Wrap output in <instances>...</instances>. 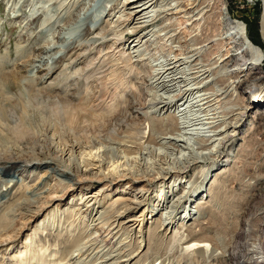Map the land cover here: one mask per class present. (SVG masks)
I'll return each instance as SVG.
<instances>
[{
	"label": "bare ground",
	"instance_id": "obj_1",
	"mask_svg": "<svg viewBox=\"0 0 264 264\" xmlns=\"http://www.w3.org/2000/svg\"><path fill=\"white\" fill-rule=\"evenodd\" d=\"M262 3L263 46L224 0H118L83 40L52 55L56 65L36 66L32 83L21 81L23 67L0 69V197L24 183V173L42 171L0 215V264H149L156 240L185 243L180 250L202 256L209 245L195 239L202 209L215 201L214 214L219 188L244 156L249 134L264 127ZM134 74L145 84L137 92ZM74 75L81 80L71 83ZM28 112L33 126L26 125ZM55 175L66 183L43 194ZM187 183L194 185L186 189ZM21 211L32 218L46 212L17 241L18 231L9 229ZM47 226L59 235L65 227L73 239L56 263L41 255ZM242 251L230 260L264 264V245ZM160 257L164 264L167 256Z\"/></svg>",
	"mask_w": 264,
	"mask_h": 264
},
{
	"label": "rangeland",
	"instance_id": "obj_2",
	"mask_svg": "<svg viewBox=\"0 0 264 264\" xmlns=\"http://www.w3.org/2000/svg\"><path fill=\"white\" fill-rule=\"evenodd\" d=\"M61 1L62 3L67 2V0H0V69L2 71L12 72L19 66L23 67L25 72H23L24 79L21 78V81H29L32 83V81H34L32 77H35L33 75H35L36 66L40 65L42 62H46L47 67L56 65V58L52 55L56 52L58 55L64 48L72 43H78V40L85 36L86 29H93L98 23L104 22L106 14L111 12L112 8L116 6L118 2V0H71L70 3L68 2L67 4L71 5L69 7L70 10L65 11L66 8L63 7L67 5H65V3L61 4ZM224 1L231 17L244 22L251 40L255 44L263 46L261 37L262 0ZM156 22L158 23L160 21ZM185 29L186 27L183 26L180 30L182 36L186 35V31H188ZM209 29L213 30L212 26ZM214 30L215 32L221 30L217 21H215ZM207 32L208 34L210 33V31ZM42 45L44 48L40 50ZM59 50L60 52H58ZM38 55L43 57L41 62L38 60ZM61 60L58 65L62 67L66 60H62L63 62ZM262 60V67L264 69V59ZM69 69L70 68L67 70ZM51 71H54V69L50 70L48 75H50ZM139 77V74L131 76V81L136 87L134 92H137L139 88L143 89L145 86V84L140 83ZM78 78L81 80L82 77L80 75H74L70 78V82L74 83V81H80ZM41 84L40 82L39 85ZM66 84H69V82ZM64 88L65 85L59 84L56 86V90L59 91H63ZM246 91L247 95H250V91H248V89H246ZM179 98L180 97H177L175 99V103L178 102ZM255 107L252 111L256 110ZM262 109H264V107H262ZM18 115H20L19 112L14 115V118H17ZM25 118V122L27 121L26 125H34L30 112H28ZM262 128L263 130H255L253 133L251 132L249 134L250 141H248L249 143L245 149V153L243 152L244 156L238 160L236 165L237 168H234L233 174L231 173L228 180L219 188V195L216 205L214 206V214L210 215L209 212L212 210L213 206L211 205L215 204V201L211 202L210 205L205 204L202 209L200 232L195 236V239L206 240L205 242L209 244L202 247L207 248L205 253L201 256V254H194L190 249L180 250V247L184 246L185 243L179 245L177 243L167 242V240L163 243L156 240L152 243L151 248L148 249V254L151 255L149 264H159L160 260H163L160 256H167L164 264L168 261L169 263L175 261L174 264H176V262H178V264H242L241 262L237 263L238 260H230L232 253L236 252L234 253V257L237 258L239 255L243 254L242 249H244L246 245L252 243L264 245V127ZM262 128L260 127V129ZM241 136L242 134L237 135L233 149L238 148L240 143L238 138L240 139ZM1 142H3V140H0V144ZM1 147L2 146H0V148ZM220 165L221 163L219 162L213 166L211 171L207 174V180ZM192 172L193 170L190 169L188 174L191 175ZM41 173L42 171L40 170L24 173L22 175L25 180L24 183L23 181H21L22 183L17 182L10 189L9 194H3L2 196L5 195L4 198L2 196L0 197L1 201L10 197L6 200L7 202H2L0 204V215L9 204L20 195H23L21 189L24 187V184L28 182L31 184L38 183L40 180L38 176H40ZM14 174L17 175L16 173ZM7 176L5 175L2 177L5 178ZM64 180L66 181V178L57 175L51 177L48 179L49 183L47 185L45 184L44 188L47 191L43 194L60 191L63 183H66L63 182ZM208 182H210V180ZM193 185L188 186L187 183L186 189H190ZM186 191L187 190H185V192ZM52 195L54 194H51V196ZM69 196L70 192L65 196V202L70 204L72 202V197ZM38 205H40V203L30 206V208L37 207ZM43 213L35 218H32L33 216L29 217V214L25 211L16 213L10 223L9 233L13 235L18 231L16 240H23L25 233L39 223V220L43 217ZM80 224V227H82L83 223ZM148 225L149 223H147L145 227L147 228ZM246 229L249 230L247 231ZM244 230L247 231V233ZM21 237L22 239H20ZM39 238L43 240V243L45 242L44 244L48 248L45 252L46 255L43 253L39 254L45 256L44 259L47 258V260L50 259V261L54 260L55 263L59 260V257L65 255L63 252L65 247L71 242L73 243V239L69 235V231L65 230V227H63V231L61 235H59L56 230L50 229V227L47 226V228H44L43 232L40 233ZM146 247L147 245L145 244L143 249L145 250ZM8 252L9 251H6L7 254ZM228 252H230L229 255H227ZM51 253H55V256H52ZM39 254H36L35 259H39ZM59 264L64 263L59 262Z\"/></svg>",
	"mask_w": 264,
	"mask_h": 264
},
{
	"label": "trees",
	"instance_id": "obj_3",
	"mask_svg": "<svg viewBox=\"0 0 264 264\" xmlns=\"http://www.w3.org/2000/svg\"><path fill=\"white\" fill-rule=\"evenodd\" d=\"M251 36V35H250Z\"/></svg>",
	"mask_w": 264,
	"mask_h": 264
}]
</instances>
